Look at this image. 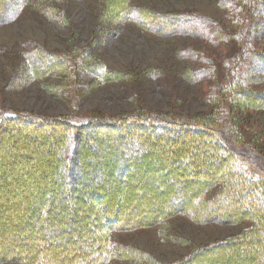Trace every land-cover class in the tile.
Segmentation results:
<instances>
[{
	"label": "rangeland",
	"instance_id": "rangeland-1",
	"mask_svg": "<svg viewBox=\"0 0 264 264\" xmlns=\"http://www.w3.org/2000/svg\"><path fill=\"white\" fill-rule=\"evenodd\" d=\"M36 1L50 5L51 18H45L33 2L24 0L26 4L20 9V0H0V111L24 114L38 121L46 117L52 125H45L43 121L37 130V123L20 127L21 133L11 132L14 145L5 143L0 149L11 150L10 154L14 155L26 135L34 147L44 134L49 141L55 137L61 139L59 151L53 145L46 148L48 162L43 166V171L52 175L42 181L51 180L55 187L52 192H45L52 203L45 207L44 218L39 215L42 204L35 193L29 197L30 206L38 215L7 208L0 212V218L6 220H0L3 226L0 227V248L4 250L0 252L3 253L0 264H39L36 257L42 256L44 264H104V259H107L105 264H186L192 258V264H207L209 260L217 263L220 259L244 264L250 258L253 264L260 263L262 238L243 246L230 243V239L250 232L252 221L246 215L254 214L256 206L245 210L246 215L235 214L232 208L237 209L245 202L237 199L230 204L231 208L208 213L206 219L203 215L208 212L207 208L201 209L204 205L197 209L189 202L184 205L187 212L194 211L190 215L179 214L173 206L176 196L155 197V193L164 185L174 188L187 185L186 191H196L202 180L190 183L192 176L186 177L182 168L176 169L190 159L191 167L200 176L216 174V165L207 168L199 160L224 149L218 140L214 141V134L202 131L198 119L204 120L205 115L209 122L212 119L223 126L231 124L239 146L258 153L259 162L264 166V108L256 107L257 104L264 107V79L235 89L251 90L256 98L249 93L236 98L229 91L234 89V84L229 83L226 69L234 63H225L226 59L241 53L242 43L236 34L251 22L263 31L262 36L258 33L261 37L255 45L264 52V12H261L264 0ZM60 12L65 19L57 18ZM190 16L210 18V26L218 24L230 39L217 43L219 34L214 40L206 39L202 31H186L178 19ZM161 21L163 24L159 25ZM200 27L211 31L207 25ZM37 48L45 54L58 55L59 59L62 55L61 65L50 63L54 64L53 69L43 73V67L49 64L47 58L29 59ZM81 54H86L95 69L70 70ZM99 64L111 74L102 76L96 69ZM262 70L256 63L250 73L257 79L260 75L257 71ZM237 99L254 103V108L246 110L241 103L236 105ZM231 100L238 110L232 112ZM86 119L100 126L88 132L74 126L72 131L71 126L61 122ZM166 119L181 124H169V128L157 122ZM218 127L224 131L222 125ZM70 131L79 133V147L76 154L67 150L63 158L62 149L69 137L64 138ZM187 138L189 141L183 143ZM88 141L96 146L89 147ZM19 151L22 153L25 149ZM152 151L159 153L158 159ZM160 152L175 155L165 164L168 156ZM154 159L162 165L152 164ZM138 161L145 166L141 167ZM230 161L226 165L233 168L236 163ZM76 168L81 174L73 191L67 183L70 180L73 183L71 175ZM59 176L62 186H58ZM131 177L146 181H132ZM161 177L165 178L163 184L159 181ZM58 195L68 209L61 210ZM15 200L20 202L18 197ZM79 202L87 212L83 218L87 219L86 224L83 222L80 228L76 220L70 219L77 214L75 208ZM148 209L152 211L151 216ZM78 216L83 215L78 213ZM93 218L98 221L96 225ZM23 219L33 224H10ZM98 231H101L98 239L91 237ZM28 234L24 239L27 246L29 241L33 243L29 242L26 248L21 239ZM222 242L225 243L221 245ZM201 246L208 248L198 251ZM17 247L19 252L11 251L18 250ZM79 255L84 256L83 261Z\"/></svg>",
	"mask_w": 264,
	"mask_h": 264
},
{
	"label": "trees",
	"instance_id": "trees-1",
	"mask_svg": "<svg viewBox=\"0 0 264 264\" xmlns=\"http://www.w3.org/2000/svg\"><path fill=\"white\" fill-rule=\"evenodd\" d=\"M27 1L29 3L33 2L35 4V9H37L40 13H43L45 18H47V17L51 18L52 17V12L50 11L51 10L50 5H48V6H46L45 4L40 5V2H38V4H37L36 0H27ZM25 4L26 3H24V0H20L18 7H20V9H21L22 7L25 6ZM4 10L6 12V8ZM261 12H264V5H263V9ZM57 18L58 19L61 18V20L65 19V17L63 18L62 12H60L58 14ZM209 19L210 18H205V17L195 18V16L194 17L190 16V17L179 18L178 21L185 25L184 27L187 29L186 31H189V32H192L193 30H197L200 32L202 31L203 36L206 39H208L209 37H212L211 39L215 40V38L217 37V34H219L220 37L218 36V38L216 40L217 43H219L220 41L224 42V41L230 39L228 34L226 32H224L223 29L220 26H218V24H215V26H210V25H212V21ZM158 24L162 25L163 22L161 21ZM201 25H207L208 27H210L211 31L203 30V28L200 27ZM256 26L257 25H255V22H251L250 24H248V26H245L246 28H244V29L241 28L239 32L237 31L236 38L240 39L241 43H242L241 47L239 49L241 51V53H238V57H234V58L232 57L230 59H226V62H225V63H227L229 61H233V63H234L232 66H230L226 69L228 72V76L230 78L229 83L231 85L234 84V86H233L234 89L229 90V91H231L230 92L231 95L236 97V98L240 94H246V93L252 94V96L254 98H256L253 95V92L251 90H248V89L242 90L240 88L238 90H235V89H236V87H239V86L241 87V85H243V84L244 85L247 83L251 84L253 80L262 81L264 79V52L262 53L261 51L257 50L256 45H255L257 40L260 39V37L263 35V31H259L261 29L260 27L257 30ZM173 29H176V28H173ZM258 33H260L261 36L258 37ZM45 53H47V52H45L42 49L37 48L29 56V59H32V60H34L35 58H37V59L40 58L42 60H46V58H47V61L49 64L47 67H43V69H44L42 71L43 73H47L51 69H53L54 64H50V63H58L59 65H61V60H62L61 54H60L61 59H59L58 58L59 56L56 54L51 53L52 54V56H51L50 54H45ZM76 59H77V62H75V66L73 65V68L70 69L73 72H76V70H78V69L87 70L86 68H91V67L94 68V64H89L90 60H88V57H86V54H84V55L81 54V56L79 58H76ZM256 63L260 67L263 68V70L261 72L257 71L258 75L260 74L259 78H257V79H256V75H253L254 73H250L252 66H254ZM48 67H50V68H48ZM103 67L104 66L99 64V65H97V68H96L102 76H107L108 74H111V72L107 68H103ZM35 71H40V70H35ZM255 74H256V72H255ZM76 77H78V76H76ZM236 101H237V102H235L236 105L241 103L246 110H247V108L248 109L254 108L253 107L254 103H248V102L242 101V100L239 101V99H237ZM262 106H264V105H262ZM256 107H258L259 109L264 108L258 104ZM231 109H232V112L238 110V107L235 108L233 101H232ZM25 116L26 115H24V114L7 113V112H1L0 111V140H1L0 141V148L2 147L1 145L4 143H6L8 145L13 144L12 137H14V136L12 135L11 132L16 133V134L21 133L20 127H23V126L26 127V126H30L32 123H37L38 124V125H36V130H37V128L39 126L43 125L42 124L43 121H46L45 125H52L50 119L48 120V118L46 119V117H42L43 121H38L39 119H37V118L36 119L34 117L28 118ZM202 117L204 118V120H202L200 118L198 119L199 123L201 124L200 127H202V131L205 130V132H209L211 134H214V136H215L214 141L217 143V140H218V142L222 146L221 148H224L222 150V152L220 150V152H218V154L215 151H213L210 153L211 155H209V154L206 155L208 158H205L204 160L199 159L200 164L204 165V167L207 166V168H210L212 166V164L216 165L215 166V167H217L216 174L212 177L206 176V175L203 176V174H201V176H200V174H198L197 170L192 168L190 165L192 163V159H190L188 161V163H187V161L182 162L180 164L181 167L177 166L176 169L179 170L180 168H182L180 170H181V172H186V175H185L186 177L191 175L192 178H189V179H191L190 183L191 182L193 183V181L196 182V180H202V185H200V186L198 185L199 188H196L197 190L194 192H191V193L189 191L185 190L188 187L187 185L178 186L177 188H174V187L169 186V185H164V186L160 187V190L157 192V194L155 193V197L157 195H160V196L162 195L161 197H164L165 196L164 194H166V196H168V197L169 196H172V197L176 196L175 201L173 202L174 203L173 206L175 207V210L177 209V212L179 214H184L187 212V209H186L187 206H184V205L189 203V202L195 204L194 206L197 207V209H200L201 205H204V207L201 209L207 208L206 211H208V212H206L205 215H203V217L206 219L208 218L207 217L208 213H212L213 211L215 212V211H218L220 209H222L224 212L228 207L231 208L230 206L232 205V202L234 200L236 201L237 199H239L240 202L245 200V202H243L239 207H237V209H235V208H232V209L235 210V214H237L238 212L239 213L242 212L241 213L242 215H246L248 213H245L244 212L245 210H248L249 208L251 209V207L255 208V206H256V211H254L255 212L254 214L252 213L251 215H246V217H249V219L251 218L250 220L252 221V224H251L252 226L250 228V232H245L244 233L245 235L241 234L242 236L239 235L240 237L230 239L231 240L230 243L235 244V246L236 245L243 246V245H248L247 243H249V242H253V244H254V242H256V239L262 238V243L264 245V211H263V209H264V179H262L263 175H264L263 174L264 173V166L261 164V162H259L260 158H258V156H257L258 153H256L253 150L252 151L246 150V149L239 146L238 140L235 138L233 127L231 126V124L228 125L230 127H228L226 125L223 126V124L217 123V121H215V120L210 119L212 122H209V120H206L205 117H207V115L202 116ZM140 121H143V120H140ZM16 122L22 123V126L17 125ZM61 122L64 126H71V128L72 127L74 128V126H75V128H77V129H81V130L83 129L84 132H88V130H91V128H94L96 130V127L100 126V124L98 122L95 123V121L93 122L90 120L87 121V119L80 121V122H74V121L71 122V121H62V120H61ZM157 122H162L163 124H165L169 128H171V126L169 124H175V123L181 124V122H177L176 120L174 121V119H169V120L166 119V120L157 121ZM218 125H222V127H224V131H222L221 129H218L219 128ZM232 125H234V124H232ZM73 128H72V131H73ZM6 131H8V132H6ZM76 133H77V131L76 132L70 131L69 135L67 134L66 138H64V139H68L67 136L69 137L68 141L64 144L65 147H63V149H62L63 153L60 151L62 153V157L65 156L67 150H70L71 153L76 154L78 147H79V143H80L79 142L80 141L79 133H77V134ZM2 134H3V136L1 137ZM49 134L50 133H48L47 136ZM7 135L8 136L10 135V136L8 137ZM44 135L41 136L42 139L38 140L37 144L35 145L36 147L30 146V144L28 143L31 141V139H29L30 138L29 135H26V137L24 136L23 139L21 140L20 146L18 148V149H25V152H22V153L18 150V151L14 152V155H12V153L10 154L9 151H5V149H2V150L0 149V197H1L0 198V212H2V210H4L3 208H5V209L7 208L8 210L13 208L12 212L13 211L14 212H16V211H18V212L22 211L23 212L24 211V212L28 213L29 215L34 214L36 212L35 214L38 215V213H37L38 211L34 210V208H32V206H30L31 200L29 197H30V195L35 193L36 194L35 196L39 197V200L41 201V204H42L40 207L41 211L39 212V215L41 218H44V215L46 213L45 207H47V205H50L52 203V199H50L48 196H45V194H46L45 192H47V191H48V193L52 192L54 190L55 186L53 185V183H52L53 181H51V180L50 181L48 180L47 183L42 181L47 175L50 176L51 173L49 171L48 172L42 171L44 169L43 166L42 165L40 166L39 164H37V162H38V159H44L45 162L43 163V165L46 164L48 162V160H46L45 157L47 156V154L49 152V151H47L46 148H48L50 145L52 147V145H53L59 151L60 150L59 144L61 141V139L57 140L56 137H55V139L50 138V141H49V139H46V136H44ZM5 136H7V137H5ZM38 137H40V136H38ZM5 138H6V140L4 141L3 139H5ZM189 139L190 138L183 139V143L188 142ZM7 141H8V143H7ZM85 142H86V140H85ZM86 144H87V142H86ZM94 144L95 143L92 144V143H90V141H88L89 147H91V148L95 147L96 144L95 145ZM160 149L165 150L164 148H160ZM51 151L53 153V149ZM85 151H83V153ZM33 152H34V154H33ZM143 152H144V150H143ZM41 154H42V156H41ZM151 154H155V156H157V157H154V158L158 159V157H159L158 152L153 153V151H152ZM160 154H163L164 156L166 155L165 153H162V152H160ZM7 155H9V157ZM174 155H175V153L171 154V155H166L168 157L165 159V164H166V161L168 159L172 160L173 159L172 156H174ZM68 156H70V155L66 156L67 160L71 161ZM229 160H231L230 162L235 161L234 163H236V164L234 165L233 168H232V166L229 167L226 165V162H228ZM157 162L158 161L154 159V161H152L151 163L156 164ZM138 164L139 165L141 164V167L145 166L144 165L145 163L142 164V161H138ZM160 164L161 163H159V165ZM215 167H213V168H215ZM79 168H76V172L71 175L72 179L74 180L73 183L70 182L71 180L68 181V183H67L68 188L73 189V191L76 188L74 183H76L77 177L81 174ZM187 171H188V173H187ZM107 172L110 173L109 170ZM1 173H3L4 176ZM147 174H145V175H147ZM121 175L124 176L122 173H121ZM133 175H134V173H133ZM142 175H140V176H142ZM49 176H47V177L49 178ZM135 177L136 176H134L133 178H135ZM2 178H4V179H2ZM58 178L61 181V184H59L58 186H62V177L59 176ZM133 178L131 177L130 179L132 181H136V182L140 181V182L144 183L146 181V179H144V178L143 179H137V178L133 179ZM25 179L26 180L30 179V182L27 183L28 181H26ZM164 180H165V178H163V177H161L159 179V181L162 184H163ZM22 181H26V182L22 183ZM54 181H55V179H54ZM31 183L34 184V186L36 188H32L33 185ZM55 183H56V181H55ZM82 186H83L82 183L79 184L80 188ZM157 186L159 187V185H157ZM45 187H46V189H45ZM61 190H62L61 191L62 193H65V191L62 189V187H61ZM58 191L60 192V189ZM145 194L146 193L144 192L143 198L145 197ZM204 196L208 197L209 200H205L203 198ZM16 197L19 198V201L21 203L16 202V200H15ZM56 198L58 200V203L62 204L59 206L62 211H64L66 208L68 209V206L66 204H64L65 200L62 199V196L58 195V196H56ZM60 198H61V200H60ZM65 198L70 199L69 197H67L66 194H65ZM136 200H137V198H136ZM257 207H260V209H257ZM16 208H17V210H16ZM76 208H75V210H77V211L75 213H77V214H74V216L72 215L70 219L76 220L77 227L80 228V227H83L82 226L83 222H84V224H86L87 219H83V218L85 216H87L86 215L87 212L85 211V209L83 210V206H81L80 202L78 203ZM51 210L53 213L54 211L52 208H51ZM79 211H81V212H79ZM193 211L194 210L191 209L190 212L188 211L187 213L190 215ZM228 211L230 212L231 209H229ZM59 212H60V210H59ZM151 212L152 211L148 210V212H147V213H149L148 216H151L150 215ZM78 213H81L83 216H78ZM106 213L107 212L105 211L104 214H106ZM153 214L154 213H152V216H153ZM225 214L230 215V213H227V211L225 212ZM210 215H212V214H210ZM5 217L10 218L9 215H7ZM0 219H2V218H0ZM26 219H23L25 221H21L18 223H17V221H15V222L10 223V224H13L14 226H18V225L20 226L22 224L23 225L26 224V226H28L27 224L32 223V221H30L29 219L28 220H26ZM78 221H80V222H78ZM92 221H94V224L98 222L96 220V218H93ZM217 221H214V222H217ZM234 221H236V220H234ZM105 223L106 224H112V223H107V222H105ZM113 223H114V221H113ZM78 230H80V229H78ZM99 232H101V231H98L96 233L94 232L91 237L98 239L97 235ZM29 235L30 234H28L27 236H25L22 239L20 238L23 241V245L26 246V248H29L28 247L30 244L29 242H31V244L33 243L31 240L28 242V246H27L26 240H24V239H27L26 237H28ZM225 242H222L221 245L224 244ZM34 244H36V243H34ZM218 244H220V243H216L215 245L218 246ZM26 248H24V249H26ZM206 248H208V247L201 246V247H199L198 251H200V250L204 251V249H206ZM261 249H262V251L261 252L259 251V254L261 256L262 261H259L260 263H258V264H264V246ZM3 251L4 250H2L0 248V252H3ZM11 251L14 253H17V252H19V249L18 250L13 249ZM197 252H195V253H197ZM261 254H263V255H261ZM0 255L3 256V253ZM28 257H30V256H28ZM78 257L81 261H83L84 256L82 257V255H79ZM189 257H191V255ZM36 258H37L36 261H38L39 264H44L45 261H44L43 256L42 257H36ZM192 260H194V258H192ZM192 260L191 261L189 260L188 262H186V264H190V262L192 264ZM251 260H252V258L248 259V261H245L244 264H253L251 262ZM106 262H107V259H104V264ZM218 262H220V264L221 263L226 264L225 262H230L231 264H235V263H233V261L228 260V259H227V261H226V259H225V261L220 259L219 261H217V263H216V261H210L209 260L207 264H210V263L218 264ZM183 263L185 264V262H182V264ZM230 263H228V264H230Z\"/></svg>",
	"mask_w": 264,
	"mask_h": 264
},
{
	"label": "bare ground",
	"instance_id": "bare-ground-1",
	"mask_svg": "<svg viewBox=\"0 0 264 264\" xmlns=\"http://www.w3.org/2000/svg\"><path fill=\"white\" fill-rule=\"evenodd\" d=\"M6 132H8V131H6ZM7 134H8V133H7ZM5 135H6V134H5ZM7 136H8V135H7ZM7 136H5V137H7ZM9 136H10V135H9ZM9 136H8V137H9ZM10 139H11V138H10ZM10 139H9V140H10ZM3 140L5 141L6 138L3 139ZM9 140H8V141H9ZM8 141H7V142H8ZM4 144H5V143H4ZM4 144H3V145H4ZM5 145H6V144H5ZM12 145H14V144H12ZM12 147H13V146H12ZM14 147H15V146H14ZM9 149H10V148H9ZM17 149H18V148H17ZM18 150H19V149H18ZM9 151H11V150H9ZM12 151H13V150H12ZM14 152H15V151H14ZM19 154H20V153H19ZM40 161H41V162H40ZM39 162H40V163H39ZM43 162H45L44 159H38L37 164L44 166V165H43ZM33 167H34V166H33ZM16 170H17V169H16ZM30 171H31V170H30ZM42 171H43V170H42ZM182 171H183V170H182ZM23 172H24V171H23ZM32 173H33V172H32ZM35 173H36V172H35ZM1 174H3V173H1ZM6 174H7V173H6ZM10 174H11V173H10ZM20 175H21V174H20ZM20 175H19V176H20ZM3 176H4V174H3ZM10 176H11V175H10ZM10 176H9V177H10ZM14 176H15V175H14ZM36 176H37V175H36ZM36 176H35V177H36ZM11 177H12V176H11ZM39 177H40V176H39ZM23 178H24V177H23ZM2 179H4V178H2ZM17 179H18V178H17ZM29 180H30V179H29ZM13 181H14V180H13ZM26 192H27V191H26ZM24 196H25V195H24ZM157 196H158V195H157ZM157 196H156V197H157ZM161 196H162V195H161ZM26 197H27V196H26ZM132 197H133V196H132ZM0 198H1V197H0ZM26 200H27V199H26ZM147 202H148V201H147ZM5 204H6V203H5ZM8 204H9V203H8ZM24 204H25V203H24ZM24 204H23V205H24ZM120 205H121V204H120ZM21 207H22V206H21ZM21 207H20V208H21ZM12 210H13V208H12ZM16 210H17V208H16ZM148 210H149V209H148ZM27 211H28V210H27ZM29 211H30V210H29ZM13 212H14V211H13ZM17 214H18V213H17ZM17 214H16V215H17ZM14 216H15V215H14ZM7 218H8V217H7ZM3 219H5V218H2V219H0V220L2 221ZM4 221H6V220H4ZM7 221H8V220H7ZM6 223H7V222H6ZM12 225H13V224H12ZM22 225H23V224H22ZM0 227H3V226H0ZM0 231H2V230H0ZM3 231H4V230H3ZM5 231H6V230H5ZM1 235H2V234H1ZM1 239H2V238H1ZM1 243H2V242H1ZM3 244H4V243H3ZM3 244H2V245H3ZM8 244H9V243H8ZM5 245H6V244H5ZM17 248H18V247H17ZM18 249H19V248H18Z\"/></svg>",
	"mask_w": 264,
	"mask_h": 264
}]
</instances>
